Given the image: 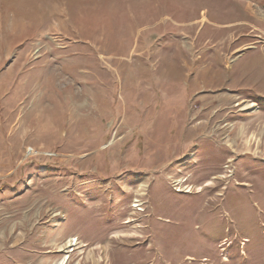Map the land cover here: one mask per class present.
Masks as SVG:
<instances>
[{
    "label": "rangeland",
    "instance_id": "rangeland-1",
    "mask_svg": "<svg viewBox=\"0 0 264 264\" xmlns=\"http://www.w3.org/2000/svg\"><path fill=\"white\" fill-rule=\"evenodd\" d=\"M62 260L264 264V0H0V264Z\"/></svg>",
    "mask_w": 264,
    "mask_h": 264
},
{
    "label": "bare ground",
    "instance_id": "bare-ground-1",
    "mask_svg": "<svg viewBox=\"0 0 264 264\" xmlns=\"http://www.w3.org/2000/svg\"><path fill=\"white\" fill-rule=\"evenodd\" d=\"M247 105V107H254L256 104H254V103H249V104H246ZM60 264H64V260H62L61 262H60Z\"/></svg>",
    "mask_w": 264,
    "mask_h": 264
}]
</instances>
